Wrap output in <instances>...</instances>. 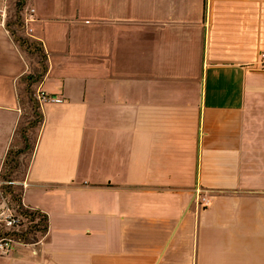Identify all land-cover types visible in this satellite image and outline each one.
I'll list each match as a JSON object with an SVG mask.
<instances>
[{"label":"crops","instance_id":"obj_1","mask_svg":"<svg viewBox=\"0 0 264 264\" xmlns=\"http://www.w3.org/2000/svg\"><path fill=\"white\" fill-rule=\"evenodd\" d=\"M25 2L39 53L0 0V171L27 77L64 101L25 134L46 231L0 264H264V0Z\"/></svg>","mask_w":264,"mask_h":264},{"label":"built area","instance_id":"obj_2","mask_svg":"<svg viewBox=\"0 0 264 264\" xmlns=\"http://www.w3.org/2000/svg\"><path fill=\"white\" fill-rule=\"evenodd\" d=\"M32 12V11H31ZM1 14L0 17L4 18ZM264 62V52L260 54ZM35 98L45 103H63L57 96L46 95L38 90ZM14 152L8 151L5 165L0 171V254H9L17 245L29 246L30 242L42 236L46 231V218L40 211L27 207L22 202L21 188L24 181L12 177V160ZM39 235V236H38Z\"/></svg>","mask_w":264,"mask_h":264},{"label":"rangeland","instance_id":"obj_3","mask_svg":"<svg viewBox=\"0 0 264 264\" xmlns=\"http://www.w3.org/2000/svg\"><path fill=\"white\" fill-rule=\"evenodd\" d=\"M22 2V4H23V2H24V4L26 3L25 2V0H16V4L18 3V2ZM87 2H89V0H87ZM22 4H21V7H16V12H15V14L13 15V17H11L5 24H6V26H7V28L14 34V37H15V39H23L21 36H22V33H21V28L22 27H24V29H27L29 32L31 31V29L29 28V26H28V28L26 27L27 26V24L29 23V20H30V18H31V16L33 15V10H31L30 8L28 9H26V7H23L22 6ZM23 4V5H24ZM59 7H57V9H58ZM82 10L83 11H88L87 12V14H91L92 12H93V8H91V7H88V9H85V8H82ZM32 11V12H31ZM19 12H20V16H19ZM55 12V10H53V13ZM30 42V41H29ZM20 46H22L19 42H17ZM30 43H32L33 44V48H37V49H39V47H38V44L36 43V42H30ZM22 47H24V46H22ZM25 48V47H24ZM35 52V51H34ZM35 53H39L38 51H36ZM39 60H41L40 58H39ZM28 93V92H27ZM35 93H36V91H31V89H30V91H29V93H28V95L29 96H31L32 98H33V100L35 101V103L37 104V108H38V105H39V101H38V99H36L35 98ZM31 101V100H30ZM26 105H28V107H29V102H27L26 103ZM32 105V104H31ZM33 108V107H32ZM27 112H26V114L27 113H30V111L28 110V108H27V110H26ZM37 112H38V110H37ZM28 115V114H27ZM33 118H35V116H34V114H32V118L29 120V121H32L33 120ZM28 121V122H29ZM36 126H37V124H36ZM22 127H25V128H28V126H27V119H23L22 121H21V125H20V127H19V129L20 128H22ZM29 141V140H28ZM29 145H30V147H31V142L29 141ZM30 147H29V150H26L23 154H24V156L23 157H21V156H19V158H18V161H19V163H20V166L17 168V170H15V171H13V173H12V177L14 178V179H16V180H20V179H22V177H23V174H24V172H25V167H27V159H28V153H29V151H30ZM39 236V235H38Z\"/></svg>","mask_w":264,"mask_h":264},{"label":"trees","instance_id":"obj_4","mask_svg":"<svg viewBox=\"0 0 264 264\" xmlns=\"http://www.w3.org/2000/svg\"><path fill=\"white\" fill-rule=\"evenodd\" d=\"M21 4H22V2L19 1L16 4V7H18V8L21 7ZM16 42H19L27 50H30L32 52H34V51L35 52L36 51L40 52V49L33 48L34 47L33 44L30 43L29 41H27L26 39H20L19 38V39H16ZM38 78H39V76H35V78L33 77V79H32V77H27V79H28V85H27V90L26 91L29 92L28 86H30L31 85V82L36 81ZM28 101H29V110H30L31 118H32V114H34V116H35V118H33L32 121H29L31 118L29 120L27 119L28 129H32V127H35L36 124H38L40 122L41 115H40L39 112H37V104L35 103V101L33 100V98L31 96H29ZM26 129L27 128H25V127H22V128L19 129L20 136H21V138L23 140V148L20 149V150L14 151V154H13L14 156H12L14 158L12 160V165L10 166V169H12V171L17 170V168L20 166V163L18 161L19 156L21 154H23L26 150H29V147H30L29 141H28V138L25 135L27 133V130ZM31 150H32V147H30V151Z\"/></svg>","mask_w":264,"mask_h":264}]
</instances>
